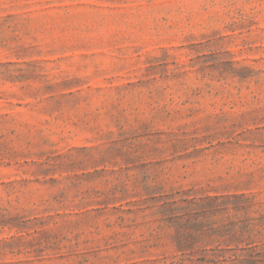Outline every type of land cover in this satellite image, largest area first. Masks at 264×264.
Masks as SVG:
<instances>
[{
	"label": "rangeland",
	"instance_id": "obj_1",
	"mask_svg": "<svg viewBox=\"0 0 264 264\" xmlns=\"http://www.w3.org/2000/svg\"><path fill=\"white\" fill-rule=\"evenodd\" d=\"M254 244L264 0H0V264H244Z\"/></svg>",
	"mask_w": 264,
	"mask_h": 264
},
{
	"label": "trees",
	"instance_id": "obj_2",
	"mask_svg": "<svg viewBox=\"0 0 264 264\" xmlns=\"http://www.w3.org/2000/svg\"><path fill=\"white\" fill-rule=\"evenodd\" d=\"M155 189L150 188L149 186L146 187L145 191L146 193L155 192ZM161 195H155L154 199L160 202L159 208L161 209V218L165 219L167 215H171L173 217L174 221L167 220V226H171L173 228V234H172V240H175L177 242V245H179L178 251H182L184 253V249L181 248V244L183 241V233L181 231V228L183 227V223L180 221L183 214H186L188 216H191L189 211H186V207H182L181 201L185 200L183 197H179L174 193L168 194V196L164 199L160 197ZM227 197H231L235 200L240 201L241 203L245 204V202H249L252 197L246 196L243 193L241 194H230ZM214 198H218V196H215ZM258 224H255L254 226L248 228L247 230L249 232L253 231L255 227H257ZM241 233H236L233 229H231L229 238L227 240L228 244L236 243L242 241L241 239ZM258 247V248H257ZM247 248V247H243ZM259 255L264 257V249L259 250V245L254 244L253 246H250V249L248 248V251L242 255H238L236 258L240 263L244 264H259ZM215 263H217V259H215ZM184 264V263H182ZM192 264V263H189Z\"/></svg>",
	"mask_w": 264,
	"mask_h": 264
}]
</instances>
